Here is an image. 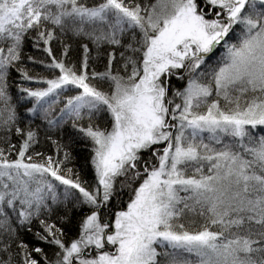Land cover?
<instances>
[{"label":"snow or ice","instance_id":"obj_1","mask_svg":"<svg viewBox=\"0 0 264 264\" xmlns=\"http://www.w3.org/2000/svg\"><path fill=\"white\" fill-rule=\"evenodd\" d=\"M85 41L113 47L104 71ZM66 124L91 184L50 135ZM77 205L66 242L51 217ZM0 264H264V0H0Z\"/></svg>","mask_w":264,"mask_h":264},{"label":"trees","instance_id":"obj_2","mask_svg":"<svg viewBox=\"0 0 264 264\" xmlns=\"http://www.w3.org/2000/svg\"><path fill=\"white\" fill-rule=\"evenodd\" d=\"M86 43H89V46L91 48V58L89 60V72L92 70L95 71H104L105 65L107 63V54L106 51H112L114 50L112 46L105 45L104 48L101 49V55H97L96 49L94 46L91 45L90 42L85 41ZM67 43H70L72 45V50L69 54V57L65 58V63L69 66L75 65L77 68L80 66V60H81V53L82 49L78 46V41L76 40H68ZM32 41L26 40L24 45V54L27 55H35L40 59L47 60L46 53H43L42 51H37L35 48L31 46ZM52 47L54 50V53L59 57L60 53V45L56 42H52ZM117 52L119 49H115ZM219 51V50H218ZM119 58V57H118ZM25 64H28V62L25 60ZM29 67H32L30 64H28ZM116 67H119V65H115ZM36 70L39 71L44 76H50V72L47 69L42 68L41 66L37 65ZM12 79L14 81V85L12 88L13 95L16 94L15 84H22L25 83L23 81L19 80L18 74L13 72L12 73ZM172 85L174 87H181L183 86V83L180 81H177L173 79ZM31 87H40V85L37 84H31L29 85ZM75 90H73L74 92ZM68 95H71L72 93H67ZM31 104V102H29ZM63 104L61 103L58 107H62ZM57 114L58 111H57ZM35 125H39V137L41 140V143L37 146V149L41 152H43L46 156L47 155H53L56 156V149L55 146L52 144V141L47 139V135L49 133L47 132V125L45 122L39 119H35L33 121ZM52 136V139L58 140L61 145L67 146V149L72 154V161L69 164V167L73 168L74 172H79L81 179L83 181H86L87 184H91L94 179V173L91 169V166L86 162L87 158L90 157L91 151L88 148H85L84 145L88 144V141H85L82 139L80 134L76 132V130L72 129L70 124H66L63 129L59 131H53L50 133ZM13 142H16V138L13 137ZM10 159H14L15 156L10 155ZM34 159H42V158H36ZM135 186V185H134ZM60 192L63 191V186H59L58 189ZM130 199V190H125L124 195H122L118 200H116V208L114 210H118L119 208H124L127 204V201ZM63 211L68 212L69 216V222L67 223H61L59 217L57 215H53L51 217L52 222L57 223L58 226H61L64 228L65 231V241L71 242L73 239H75L79 234V223L81 220L82 213L80 212L79 205H77L75 208L69 207L67 209H62L60 215L63 214ZM36 227V225H34ZM24 240L30 244V246L35 245L39 242L33 240L31 234H25ZM45 249L49 252L51 249L49 246L44 245Z\"/></svg>","mask_w":264,"mask_h":264},{"label":"rangeland","instance_id":"obj_3","mask_svg":"<svg viewBox=\"0 0 264 264\" xmlns=\"http://www.w3.org/2000/svg\"><path fill=\"white\" fill-rule=\"evenodd\" d=\"M181 82V81H180ZM183 83V82H182ZM126 207V206H125Z\"/></svg>","mask_w":264,"mask_h":264}]
</instances>
